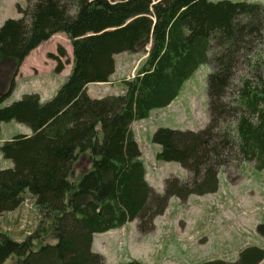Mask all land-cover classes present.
<instances>
[{"label": "trees", "instance_id": "1", "mask_svg": "<svg viewBox=\"0 0 264 264\" xmlns=\"http://www.w3.org/2000/svg\"><path fill=\"white\" fill-rule=\"evenodd\" d=\"M19 18L0 26V61L14 60L9 89L30 53L57 33L72 43L73 66L49 100L24 93L0 106L3 122L31 129L0 144V215L18 209L30 193L41 214L23 240L0 229V264H106L93 248L95 234L137 222L144 234L166 211L171 197L214 193L219 167L235 150L264 169V62H253L256 79L243 78L230 98L238 54L264 23V3L249 0H25ZM151 44L147 51L146 47ZM145 51L124 91L93 98L90 83L109 82L117 55ZM60 56H67L59 50ZM245 56V51L243 52ZM59 55L55 71L64 65ZM203 64L208 74L210 120L199 130L158 127L153 143L160 161L178 162L189 179L165 180L163 193L147 179V167L133 123L169 106ZM88 155L90 169L71 179L74 165ZM264 236V222L257 224ZM14 259L13 262L10 261ZM264 248L247 245L236 260L216 257L196 264H260ZM116 264H147L136 258Z\"/></svg>", "mask_w": 264, "mask_h": 264}, {"label": "rangeland", "instance_id": "2", "mask_svg": "<svg viewBox=\"0 0 264 264\" xmlns=\"http://www.w3.org/2000/svg\"><path fill=\"white\" fill-rule=\"evenodd\" d=\"M263 2L264 0H249ZM23 7L25 0H0V26L8 18H19L17 3ZM246 48L238 54V62L233 70V80L226 90L230 98L240 88L243 78L256 79L253 62H264V23L259 33L248 37ZM67 56H60L59 50ZM150 45L146 47L148 51ZM245 51V56L243 52ZM59 55L64 65L62 72L55 71ZM145 51L123 52L117 55V69L113 84L90 86V93L99 97L107 93L119 92L123 80L132 78L138 64L144 60ZM22 74L16 75V87L12 95L0 106L10 104L24 92L40 91L49 100L65 82L73 66V47L64 33L53 35L25 59ZM264 65V64H263ZM14 68V60L0 61V95L9 89ZM209 64H203L196 73L183 84L180 95L167 107L155 109L147 119L133 124L139 135L142 157L147 167V179L157 192L165 190V180L177 176L189 179L190 173L178 162L160 161L156 155L158 145L152 135L158 127L189 128L199 130L210 120L207 88ZM36 70V72H35ZM264 76V66L258 70ZM5 123V122H3ZM7 123V122H6ZM7 123L0 128V144L20 134L21 125ZM1 154V152H0ZM227 164L220 166V188L214 193L191 195L182 200L169 198V204L162 215L155 218L154 228L147 233L137 230V222H129L121 228L95 235L94 250L102 253L106 264H116L136 258L147 264H196L222 257L236 260L239 251L247 245L264 248V236L257 233V224L264 222V169L256 168L254 161H247L237 150L227 153ZM1 161L12 162L0 155ZM88 155H82L74 165L71 179L90 169ZM41 214L35 207V198L27 193L22 205L0 215V229L10 233L15 239L23 240L37 228ZM14 259L10 261L13 262ZM264 264V260L260 263Z\"/></svg>", "mask_w": 264, "mask_h": 264}, {"label": "crops", "instance_id": "3", "mask_svg": "<svg viewBox=\"0 0 264 264\" xmlns=\"http://www.w3.org/2000/svg\"><path fill=\"white\" fill-rule=\"evenodd\" d=\"M41 46V45H40ZM39 48V47H38ZM37 49V48H36ZM35 49V50H36ZM35 50H33V51H35ZM32 51V52H33ZM31 52V53H32ZM30 53V54H31ZM30 56V55H29ZM28 56V57H29ZM28 57H26V59L28 58ZM27 62L26 61H24L23 62V64H22V66L20 67L21 68V71H20V74H22V67L26 64ZM35 72H36V70H35ZM116 74V72L113 74V76H112V80L111 81H109V82H96V83H90V84H88V86H87V92H88V94L91 96V97H93V98H100V97H103V96H105V95H108V94H119V93H122L123 91H124V84H123V86H122V88H121V90L119 91V92H114V93H107V94H105V95H99V97H96L95 95H92L91 93H90V86L91 85H96V86H104V87H107L108 85H112L113 84V77H114V75ZM15 90H17V89H15ZM35 92H38V93H40V95H41V98H42V101H45V95L43 94V92H40V91H35ZM24 93H27V92H24ZM23 93V94H24ZM21 96H22V94H21ZM21 96H19V97H15V100H17V99H19V98H21ZM173 103V102H172ZM171 103V104H172ZM170 104V105H171ZM16 123L17 125H21L22 126V128L24 129L22 132H18V133H23V134H31V129H30V127H28V126H26V125H24V124H21V123H19V122H16V121H9V122H7L8 124L9 123ZM137 121H135L133 124H135ZM6 122L5 123H2V125H1V130L3 129V127H4V125L5 124H7ZM16 124H11V126L9 127V128H12L13 129V126L12 125H16ZM134 128V127H133ZM135 135H136V138H137V140H138V143H139V145H140V140H139V135H138V133L135 131ZM159 149H160V146L158 145L157 146ZM141 148V147H140ZM1 156H2V154H0ZM1 164H2V166L3 167H9V166H12L13 165V163L12 162H7V161H5L4 162V164L2 163V161H1ZM95 239V238H94ZM95 247V243H93V248Z\"/></svg>", "mask_w": 264, "mask_h": 264}, {"label": "water", "instance_id": "4", "mask_svg": "<svg viewBox=\"0 0 264 264\" xmlns=\"http://www.w3.org/2000/svg\"><path fill=\"white\" fill-rule=\"evenodd\" d=\"M150 47H151V44H150Z\"/></svg>", "mask_w": 264, "mask_h": 264}, {"label": "clouds", "instance_id": "5", "mask_svg": "<svg viewBox=\"0 0 264 264\" xmlns=\"http://www.w3.org/2000/svg\"><path fill=\"white\" fill-rule=\"evenodd\" d=\"M134 75V74H133Z\"/></svg>", "mask_w": 264, "mask_h": 264}]
</instances>
